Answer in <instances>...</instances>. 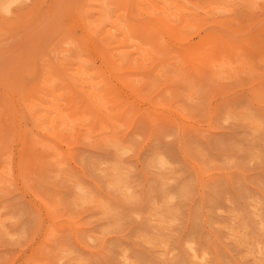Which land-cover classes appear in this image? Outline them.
Wrapping results in <instances>:
<instances>
[{
  "label": "rangeland",
  "instance_id": "1",
  "mask_svg": "<svg viewBox=\"0 0 264 264\" xmlns=\"http://www.w3.org/2000/svg\"><path fill=\"white\" fill-rule=\"evenodd\" d=\"M184 1L0 0V264H264V0Z\"/></svg>",
  "mask_w": 264,
  "mask_h": 264
},
{
  "label": "bare ground",
  "instance_id": "2",
  "mask_svg": "<svg viewBox=\"0 0 264 264\" xmlns=\"http://www.w3.org/2000/svg\"><path fill=\"white\" fill-rule=\"evenodd\" d=\"M9 1H10V0H8V2H9ZM12 1H13V0H11V2H9V3L11 4ZM17 1H18V0H17ZM183 1H184V0H183ZM254 1H255V0H254ZM254 1H253V2H254ZM103 2H105V1H103ZM110 2H111V1H109V3H110ZM168 2H169V1H168ZM184 2H185V1H184ZM186 2H187V1H186ZM263 2H264V1H263ZM9 3H8V4H9ZM152 3H154V2H152ZM179 3H180V2H179ZM191 3H193V1H192ZM259 3H260V1H259ZM259 3H258V4H259ZM8 4H7V5H8ZM170 4H172V3H170ZM193 4H195V3H193ZM196 4H197V3H196ZM255 4H257V3L255 2ZM260 4H261V3H260ZM154 5H155V3H154ZM172 5H173V4H172ZM187 5H188V4H187ZM190 5H191V4H190ZM263 5H264V4H263ZM130 6H131V5H130ZM174 6H175V5H174ZM185 6H186V5L184 4V7H185ZM257 6H258V5H257ZM260 6H261V5H260ZM172 7H173V6H172ZM182 7H183V6H182ZM105 8L107 9L106 6H105ZM134 8H135V7H134ZM249 8H250V6H249ZM254 8H255V7H254ZM257 8H258V7H257ZM91 9H92V7H91ZM115 9H116V8H115ZM152 9H153V8H152ZM169 9H170V7H169ZM186 9H187V8H186ZM194 9H195V8H194ZM206 9H207V8H206ZM211 9H212V7H211ZM211 9H209V11H210ZM213 9H214V8H213ZM213 9H212V10H213ZM225 9H226V8H225ZM127 10H128V7H127ZM171 10H173V9H171ZM188 10L191 12L190 9H188ZM198 10H199V9H198ZM215 10H216V9H214V11H215ZM260 10H262V9H260ZM260 10H258V13L261 12ZM133 11H134V10H133ZM174 11H176V10H174ZM193 11H195V10H193ZM217 11H219V10H217ZM254 11H255V9H254ZM262 11H263V10H262ZM176 12H177V11H176ZM185 12H186V11H185ZM195 12H197V11H195ZM207 12H208V11H207ZM219 12H220V11H219ZM152 13H153V11H152ZM172 13H173V12H172ZM201 13H205V14H206V11H205V12H201ZM212 13H213V11H212ZM258 13H256V15H257ZM261 13H262V12H261ZM263 13H264V11H263ZM177 14H178V13H177ZM183 14H185V13H183ZM198 14H199V13H198ZM208 14H209V12H208ZM237 14H238V13H237ZM151 15H152V14H151ZM151 15H150V16H151ZM153 15H154V14H153ZM153 15H152V17H154ZM158 15H159V14H158ZM194 15H195V17L197 16L196 14H194ZM194 15L192 14V16H194ZM215 15H216V14H215ZM217 15H218V14H217ZM239 15H240V14H239ZM239 15H238V16H239ZM156 16H157V15H156ZM176 16H177V15H175V17H176ZM183 16H185V15H183ZM192 16H191V18H192ZM204 16H205V15H204ZM209 16H210V15H209ZM213 16H214V15H213ZM253 16H254V15H253ZM257 16L260 17V15H257ZM158 17H159V16H158ZM195 17H194V19H196ZM201 17H202V16H201ZM201 17H200V20H201ZM205 17H206V16H205ZM88 18H89V17H88ZM148 18H149V17H148ZM154 18H156V17H154ZM176 18H177V17H176ZM183 18H185V17H183ZM198 18H199V17H198ZM216 18L218 19V16H217V17L215 16V19H216ZM219 18H220V20H221V17H220V16H219ZM228 18H230V17H228ZM239 18L241 19V15H240ZM152 19H153V18H152ZM157 19H158V18H157ZM159 19H163V18H159ZM187 19H188V18H187ZM192 19H193V18H192ZM202 19H203V18H202ZM240 19H239V20H240ZM253 19H254V18L250 19L251 22H252V21L254 22ZM181 20H182V18H181ZM205 20H206V19H205ZM211 20H212V17H211ZM220 20H219V21H220ZM225 20H226V19H225ZM114 21H115V20H114ZM164 21H166V20H164ZM184 21H185V20H184ZM197 21H198V19H197ZM212 21H213V20H212ZM214 21H215V20H214ZM230 21H231V20H230ZM243 21H244V20H243ZM179 22H180V21H179ZM181 22H183V20H182ZM187 22H188V20H187ZM216 22H217V21H216ZM220 22H223V21L221 20ZM239 22H241V24L243 23L242 21H239ZM249 22H250V21H249ZM114 23H115V22H114ZM138 23H139V22H138ZM138 23H137V25H138ZM214 23H215V22H214ZM214 23H213V24H214ZM229 23H230V22H229ZM141 24H142V23H141ZM144 24H145V22H144ZM147 24H148V23H147ZM176 24H179V23H176ZM188 24H189V22H188ZM197 24H198V23H197ZM225 24H226V23H225ZM232 24H233V22H232ZM243 24H244V23H243ZM243 24H242V26H244ZM252 24H253V23H252ZM83 25H84V24H83ZM142 25H143V24H142ZM145 25H146V24H145ZM145 25H143V26H145ZM171 25H172V23H171ZM253 25H254V24H253ZM84 26H86V25H84ZM120 26H121V25H120ZM148 26H149V25H148ZM180 26H181V27H180V29H181L183 25L180 24ZM232 26H233V25H232ZM236 26H237V25H236ZM239 26H240V25H238V27H239ZM242 26H241V27H242ZM183 27H185V24H184ZM220 27H221V26H220ZM241 27H240V28H241ZM246 27H247V26H246ZM246 27H245V28H246ZM248 27H249V26H248ZM248 27H247V28H248ZM250 27H251V26H250ZM136 28H137V27H136ZM150 28H152V27H150ZM177 28H179V27H177ZM206 28H207V27H206ZM209 28H210V27H209ZM221 28H222V27H221ZM243 28H244V27H243ZM256 28H257V26H256ZM134 29H135V28H134ZM146 29H149V28H146ZM182 29H184V28H182ZM135 30H137V29H135ZM138 30H139V29H138ZM211 30H213V28H212ZM254 30H255V29H254ZM256 30H257V29H256ZM81 31H82V30H81ZM145 31H146V30H145ZM179 31H180V30H179ZM179 31H178V32H179ZM182 31H185V29L182 30ZM188 31H189V30H188ZM200 31H201V30H200ZM213 31H214V30H213ZM217 31H218V30H217ZM224 31H225V30H224ZM246 31H247V29H246ZM252 31H253V30H252ZM101 32H102V31H101ZM139 32H140V34H141V31H139ZM146 32H147V31H146ZM155 32H156V30H155ZM168 32H169V31H168ZM190 32H191V31H190ZM198 32H199V31H198ZM218 32H219V31H218ZM243 32H244V31H243ZM132 33H133V32H132ZM153 33H154V30H153ZM169 33H170V32H169ZM171 33H172V32H171ZM174 33H175V32H174ZM219 33H220V32H219ZM225 33H226V32H225ZM228 33H229V32H228ZM241 33H242V32H241ZM99 34H100V33H99ZM144 34H145V33H144ZM157 34H158V33H157ZM162 34H163V33H162ZM172 34H173V33H172ZM196 34H197V33H196ZM231 34H232V33H231ZM245 34H246V33H245ZM247 34H248V32H247ZM95 35H96V34H95ZM142 35H143V34H142ZM142 35H141V36H142ZM145 35H147V34H145ZM159 35H161V34H159ZM187 35H189V34L187 33ZM187 35H186V36H187ZM213 35H215V34H213ZM217 35H218V34H217ZM217 35H216V36H217ZM220 35H221V34H220ZM237 35H238V33H237ZM239 35H240V33H239ZM261 35H262V33H261ZM263 35H264V32H263ZM96 36H97V35H96ZM141 36H140V37H141ZM147 36H148V35H147ZM147 36H146V37L144 36V37L147 38ZM168 36H170V35L168 34ZM180 36H181V35H180ZM231 36H232V35H231ZM74 37H75V36H74ZM85 37H86V36H85ZM92 37H93V36H92ZM131 37H132V36H131ZM151 37H153V35H152ZM161 37H162V36H161ZM171 37H172V36H171ZM173 37H174V35H173ZM173 37H172V38H173ZM210 37L212 38V36H210ZM229 37H230V36H229ZM233 37H234V36H233ZM233 37H232V38H233ZM241 37H243V35H242ZM259 37L261 38L262 36H259ZM135 38H137V37H135ZM155 38H156V37H155ZM167 38H168V37H167ZM217 38H218V37H217ZM223 38H224V37H223ZM230 38H231V37H230ZM112 39H113V38H112ZM160 39H161V38H160ZM160 39H159V40H160ZM170 39H171V38H170ZM173 39H174V38H173ZM179 39H180V38H179ZM234 39H235V38H234ZM75 40L77 41V39H75ZM104 40H105V39H104ZM106 40H107V39H106ZM148 40H150V39H148ZM167 40H168V39H167ZM191 40H192V39H191ZM207 40H208V39H207ZM207 40H206V41H207ZM215 40H216V39H215ZM226 40H227V39H226ZM237 40H238V39H237ZM261 40H262V39H261ZM79 41H80V40H79ZM119 41H120V40H118L117 42L120 44L121 42H119ZM143 41H144V40H143ZM156 41H157V39H156ZM160 41H163V40L161 39ZM178 41H179V40H178ZM187 41H188V40H187ZM206 41H204V42H206ZM232 41H236V40H232ZM72 42H73V41H72ZM141 42H142V41H141ZM164 42H165V41H164ZM184 42H185V40H184ZM190 42H191V41H190ZM190 42H189V43H190ZM217 42H218V41H217ZM217 42H216V43H217ZM78 43H79V42H78ZM80 43H81V42H80ZM124 43H125V41H124ZM143 43H144V42H143ZM153 43H154V42H153ZM156 43H157V42H156ZM161 43H162V42H161ZM173 43H174V42H173ZM185 43H186V42H185ZM187 43H188V42H187ZM223 43H224V42H223ZM81 44H82V43H81ZM116 44H117V43H116ZM121 44H122V43H121ZM167 44H168V43H167ZM170 44H171V43H170ZM182 44H183V43H182ZM203 44H204V43H203ZM203 44H202V45H203ZM220 44H221V43H220ZM261 44H262V42H261ZM261 44H260V47H261ZM89 45H90V44H89ZM125 45H126V44H125ZM127 45H128V44H127ZM152 45H154V44H151V46H152ZM174 45H175V44H174ZM178 45H179V44H178ZM180 45H181V44H180ZM180 45H179V46H180ZM189 45H190V44H189ZM214 45H215V44H214ZM110 46H111V45H109V47H110ZM118 46H120V45H118ZM128 46H129V45H128ZM196 46H197V45H196ZM196 46L193 47V49L196 48ZM199 46H200V45H198V48H199ZM216 46H217V45H216ZM223 46H224V44H223ZM235 46H238V47H239V45H235ZM235 46H234V47H235ZM255 46H256V44H255ZM255 46H254V47H255ZM97 47H98V45H97ZM111 47H112V46H111ZM129 47H130V46H129ZM154 47H155V45H154ZM156 47H157V46H156ZM159 47H160V46H159ZM181 47H182V46H181ZM185 47H186V46H185ZM187 47H188V46H187ZM240 47H241V46H240ZM254 47H253V49H254ZM168 48H170V47H168ZM189 48H190V47H188V49H189ZM191 48H192V47H191ZM214 48H215V47H214ZM216 48H217V47H216ZM218 48H219V47H218ZM224 48H225V47H224ZM224 48L221 47L220 50H223ZM256 48H257V47H256ZM75 49H76V48H75ZM112 49H113V48H112ZM154 49H155V48H153V50H154ZM240 49H241V48H240ZM257 49H259V48H257ZM92 50H93V49H92ZM168 50H169V49H168ZM185 50H186V48H184V51H185ZM212 50H214V49H212ZM217 50H218V49H216V51H217ZM233 50H235V49L233 48ZM106 51H107V50H106ZM159 51H160V48H159ZM181 51L183 52V50H181ZM224 51H225V50H224ZM93 52H94V51H93ZM174 52H175V51H173L172 53H174ZM186 52H187V51H186ZM188 52H191V53H192V51H188ZM188 52H187V53H188ZM219 52H220V51H219ZM219 52L216 53V54H218L217 57H215V58H217V60H218ZM234 52H235V51H234ZM234 52H233V54H234ZM251 52H253V51H251ZM87 53H88V52H87ZM87 53H86V55H87ZM99 53H100V52H99ZM105 53H106V52H105ZM105 53H103V54H105ZM170 53H171V52H169V55H171ZM177 53H178V52H177ZM213 53H214V52H213ZM224 53L227 54L228 52L226 51V52H224ZM249 53H250V51H249ZM249 53H248V54H249ZM84 54H85V52H84ZM178 54H179V53H178ZM214 54H215V53H214ZM216 54H215V55H216ZM235 54H236V53H235ZM244 54H245V51H244ZM172 55H173V54H172ZM174 55H175V54H174ZM183 55H184V53H183ZM194 55H195V54H194ZM227 55H228V54H227ZM227 55H226V57H227ZM253 55H254V54H253ZM105 56L107 57V53H106ZM162 56H164V55H162ZM177 56H178V55H177ZM195 56H196V55H195ZM213 56H214V55H213ZM87 57H89V56H87ZM160 57H161V56H160ZM179 57H180V56H179ZM183 57H184V56H183ZM236 57H237V56H236ZM236 57H235V58H236ZM85 58H86V57H85ZM130 58H131V57H130ZM130 58H129V59H130ZM173 58H174V57H173ZM197 58H199V56H198ZM233 58H234V56H233ZM237 58H238V57H237ZM158 59L161 60L162 57H161V59H160V58H158ZM158 59H157V60H158ZM163 59H164V58H163ZM167 59H168V58H167ZM171 59H172V58H171ZM185 59H186V58H185ZM202 59H203V58H202ZM229 59H230V56H229ZM81 60H82V58H81ZM89 60H90V59H89ZM95 60H96V59H95ZM97 60H98V59H97ZM130 60H131V59H130ZM157 60L155 59V60H152V61H157ZM165 60H166V59H165ZM188 60H189V59H188ZM230 60H231V59H230ZM85 61H87V60L85 59ZM145 61H147V60H145ZM145 61L142 62V63H143V64L146 63ZM161 61H163V60H161ZM170 61H171V60H170ZM196 61L198 62V60H196ZM232 61H233V60H232ZM234 61H235V60H234ZM112 62H113V61H112ZM147 62H148V61H147ZM158 62H160V61H158ZM181 62H182V61H181ZM186 62H187V60H186ZM83 63H84V61H83ZM88 63H89V62H88ZM95 63H96V62H95ZM130 63H131V62H130ZM136 63H138V62H136ZM150 63H151V64H149V65L152 66V65H153L152 62H150ZM55 64H57V62H56ZM85 64H87V63H85ZM98 64H99V63H98ZM111 64H112V63H111ZM128 64H129V62L127 63V65H128ZM146 64H147V63H146ZM146 64H145V65H146ZM158 64H159V63H158ZM189 64H190V62H189ZM191 64H192V63H191ZM199 64H200V63H199ZM52 65H53V64H52ZM90 65H92V63H91ZM107 65H108V64H107ZM192 65H194V63H193ZM204 65H205V64H204ZM230 65H231V64H230ZM42 66H43V65H42ZM42 66H41V67H42ZM57 66H58V65H57ZM66 66H68V65H66ZM94 66H95V65H94ZM108 66H109V65H108ZM136 66H137V65H136ZM140 66H141V65H140ZM181 66H182V65H181ZM50 67H52V66H50ZM84 67H88V66H84ZM123 67H126V66H123ZM127 67H128V66H127ZM129 67H130V65H129ZM148 67H149V66H148ZM160 67H161V66H160ZM231 67H232V66H231ZM52 68L54 69V66H53ZM63 68H64V66H63ZM65 68H66V67H65ZM65 68H64V69H65ZM134 68H135V67H134ZM144 68H147V65H146V67H144ZM153 68H156V67H153ZM161 68H162V67H161ZM41 69H42V68H41ZM53 69H52V70H53ZM84 69H85V68H84ZM87 69H88V68H87ZM122 69H123V68H122ZM132 69H133V68H132ZM181 69H182V67H181ZM92 70H93V69H92ZM124 70H125V69H124ZM124 70H123V71H124ZM126 70H127V69H126ZM119 71L121 72V69H120ZM127 71H128V70H127ZM127 71H126L125 73H129V72H127ZM132 71H133V70H132ZM153 71L156 72V70H154V69H153ZM162 71L164 72V70H162ZM178 71H179V70H178ZM85 72H87V71H85ZM141 72L143 73V70H142ZM151 72H152V71H151ZM151 72H150V73H151ZM157 72H158V71H157ZM40 73H41V72H40ZM108 73H109V72H108ZM139 73H140V72H139ZM164 73H166V72H164ZM41 74H42V73H41ZM41 74H40V75H41ZM131 74H132V73H131ZM137 74H138V73H137ZM137 74H136L137 77L140 76V75H143V74H140V75H137ZM156 74H157V73H156ZM167 74H168V73H167ZM173 74H174V73H173ZM180 74H181V73H180ZM184 74H185V73H184ZM54 75H55V74H54ZM129 75H130V74H129ZM133 75H134V73H133ZM41 76H42V75H41ZM41 76H40V77H41ZM152 76H154V75H152ZM185 76H186V75H185ZM38 77H39V76H38ZM134 77H135V75H134ZM154 77H155V76H154ZM154 77H153V79H154ZM182 77H183V74H182ZM182 77H181V78H182ZM157 78H158V77H157ZM161 78H162V77H161ZM161 78H160V80H161ZM164 78H165V77H164ZM172 79H173V78H172ZM177 79H178V78H177ZM179 79H180V78H179ZM183 79H185V78H183ZM183 79H181V80H182V81H185V80H187L188 78H186L185 80H183ZM37 80H38V78H37ZM134 80H135V79H134ZM154 80H156V79H154ZM160 80H159V81H160ZM164 80H165V79H164ZM167 80H168V78H167ZM170 80H171V79H170ZM174 80H175V79H174ZM174 80H173V81H174ZM113 81H114V80H113ZM182 81H181V82H182ZM190 81H191V80H190ZM62 82L64 83L63 80H62ZM62 82H61V83H62ZM78 82H79V81H78ZM155 82H156V81H154L153 83H155ZM157 82H158V80H157ZM165 82H168V81H165ZM170 82H171V81H170ZM175 82H176V81H175ZM185 82H186V81H185ZM188 82H189V81H188ZM5 83H7V82H5ZM36 83H37V82H36ZM136 83H137V82H136ZM158 83H159V82H158ZM163 83H164V82H163ZM163 83H162V84H163ZM168 83H169V82H168ZM179 83H180V82H179ZM24 84H25V82H24ZM141 84H142V83H141ZM155 84H156V83H155ZM160 84H161V83H160ZM184 84H185V83H184ZM6 85H7V84H6ZM22 85H23V84H22ZM61 85H62V84H60V86H61ZM64 85H65V83H64ZM66 85H67V84H66ZM72 85H74V84H72ZM147 85H148V84H147ZM188 85H189V83H188ZM8 86H9V85H8ZM62 86H63V85H62ZM139 86H140V85H139ZM139 86H138V87H139ZM73 87H74L73 89H75V85H74ZM76 87L79 88L78 86H76ZM105 87H107V86H105ZM118 87H119V86H118ZM186 87H187V86H186ZM9 88H10V87H9ZM21 88H22V87H21ZM28 88H29V87H28ZM68 88H69V86H68ZM109 88H110V87H109ZM129 88H131V86H130ZM129 88H127V89H129ZM135 88L137 89V87H135ZM189 88H190V87H189ZM79 89H80V88H79ZM84 89L86 90V88H84ZM131 89H133V88H131ZM145 89H146V88H144V90H145ZM22 90H23V92L25 91L24 89H22ZM26 90H27V92L29 93L31 89L29 88V91H28V89H26ZM36 90H37V89H36ZM80 90H81V89H80ZM82 90H83V89H82ZM140 90H141V89H140ZM187 90H189V89H187ZM192 90H193V89H192ZM194 90H195V89H194ZM38 91H39V89H38ZM40 91H41V90H40ZM40 91H39V92H40ZM128 91H129V90H128ZM141 91H142V90H141ZM152 91H153V90H152ZM152 91H151V94H153ZM171 91H172V90H171ZM23 92H22V94H23ZM27 92H26V93H27ZM31 92H32V91H31ZM77 92H78V91H77ZM77 92H76V93H77ZM129 92L132 93L131 91H129ZM142 92H143V91H142ZM184 92H185V91H184ZM191 92H192V91H191ZM191 92H190V93H191ZM3 93H4V92H3ZM20 93H21V92H20ZM26 93L24 92L25 95H26ZM45 93H46V92H45ZM76 93L74 92V94H76ZM80 93H83V92L81 91V92H79V93H77V94H80ZM140 93H141V92H140ZM175 93H176V92H175ZM177 93H178V92H177ZM177 93H176V94H177ZM9 94H10V93H9ZM24 94H23V95H24ZM43 94H44V93H43ZM68 94H69V93H68ZM136 94H137V93H136ZM25 95H24V96H25ZM27 95H28V94H27ZM27 95H26V96H27ZM32 95H33V94H32ZM46 95H48V94H46ZM71 95H72V94H71ZM138 95H140V94L138 93ZM26 96L24 97L25 99H26ZM33 96H34V95H33ZM35 96H36V94H35ZM11 97H12V96H11ZM21 97H23V96H21ZM21 97H20V98H21ZM37 97H38V96H37ZM35 98H36V97H35ZM46 98H47V97H46ZM71 98H73V97H71ZM87 98H88V96H87ZM38 100H39V99H38ZM41 100H42V99H41ZM82 100H84V99H82ZM42 101H43V100H42ZM65 101H66V100H65ZM69 101H70V100H69ZM69 101H68V102H69ZM84 101H85V100H84ZM26 102H27V101H26ZM40 102H41V101H40ZM73 102H74V100L72 101V103H73ZM77 102H78V101H77ZM77 102H76V103H77ZM27 103H28V102H27ZM44 103H45V102H44ZM76 103H75V104H76ZM78 103H79V102H78ZM56 104H57V103H56ZM58 104H60V102H59ZM69 104H70V103H69ZM69 104H68V106H70ZM73 104H74V103H73ZM75 104H74L73 106H75ZM84 104H85V103H84ZM114 104L116 105L117 103H114ZM54 105H55V103H54ZM54 105H53V106H54ZM77 105H78V104H77ZM112 105H113V104H112ZM155 105L157 106V102H156ZM155 105H154V106H155ZM53 106H52V107H53ZM160 106H161V105H160ZM163 106H164V105H163ZM42 107H43V106H42ZM58 107H59V106H58ZM65 107H67V106H65ZM79 107H81V106H79ZM108 107H109V106H108ZM116 107H117V106H115V108H116ZM161 107H162V106H161ZM233 107H234V106H232V108H233ZM246 107H247V106H246ZM33 108H35V107H33ZM45 108H46V107H45ZM47 108H48V107H47ZM49 108H50V107H49ZM55 108H56V106H55ZM60 108H61V107H60ZM95 108H96V107H94V109H95ZM115 108H114V109H115ZM156 108H157V107H156ZM227 108L231 109L230 107H227ZM243 108H244V106H243ZM50 109H51V108H50ZM50 109H49V110H50ZM63 109H64V108H63ZM63 109H62V110H63ZM71 109H75V107H74V108H71ZM87 109H88V108H87ZM89 109H90V108H89ZM103 109H104V108H103ZM103 109H101V112H102ZM118 109H119V108H118ZM229 109H228V112H229ZM234 109H235V108H234ZM246 109H247V108H246ZM36 110H37V109H36ZM56 110H58V108H57ZM62 110L59 109V111H62ZM64 110H65V109H64ZM66 110H67V109H66ZM90 110H91V109H90ZM90 110H89V112H90ZM98 110H99V109H98ZM107 110H108V108H107ZM157 110H158V109H157ZM180 110H181V109H180ZM25 111H26V110H25ZM79 111H80V110H79ZM85 111H86V110H85ZM95 111H96V110H95ZM111 111H113V110H111ZM119 111H120V110H119ZM155 111H156V110H155ZM32 112H33V111H32ZM71 112H72V111H71ZM76 112H77V111H76ZM76 112H75V113H76ZM87 112H88V111H87ZM92 112H93V111H92ZM108 112H109V111H108ZM178 112H179V111H178ZM181 112H182V111H181ZM234 112H235V110H234ZM234 112H231V110H230V113H234ZM236 112H239V111H236ZM244 112H245V111H244ZM102 113H103V112H102ZM104 113H105V112H104ZM104 113H103V115H104ZM109 113H110V112H109ZM118 113H119V112H118ZM179 113H180V112H179ZM224 113H225V112H224ZM34 114H35V113H34ZM39 114H40V113H39ZM62 114H63V113H61V115H62ZM89 114L92 115L91 112H90ZM181 114H182V113H181ZM240 114H241V113H240ZM65 115H66V114H65ZM65 115H64V117H67V115H66V116H65ZM69 115H70V114H69ZM72 115H74V113H73ZM109 115L111 116L112 114H109ZM241 115H243V114H241ZM35 116H39V115L36 114ZM35 116H34V117H35ZM45 116H46V115H45ZM116 116H117V115H116ZM182 116H183V114H182ZM244 116H245V115H244ZM49 117H51V116H49ZM60 117H61V116H60ZM68 117H69V116H68ZM86 117H87V116H86ZM101 117H102V116H101ZM111 117H112V116H111ZM111 117H110V119H113V118H111ZM240 117H242V116H240ZM45 118H46V117H45ZM71 118H72V117H71ZM88 118H89V117H88ZM90 118H91V117H90ZM98 118H99V117H98ZM102 118H103V117H102ZM102 118H100V119L102 120ZM32 119H33V118H32ZM47 119H48V118H47ZM47 119H46V121H45L46 123H48V122H47ZM66 119H67V118H66ZM72 119H73V118H72ZM100 119H99V120H100ZM119 119H121V118H119ZM255 119H256V118H255ZM49 120H50V119H49ZM70 120H71V119H70ZM99 120H98V121H99ZM105 120H106V119H105ZM107 120H108V119H107ZM113 120H114V119H113ZM113 120H112V121H113ZM115 120H116V119H115ZM122 120H123V119H122ZM235 120H238V119L236 118ZM239 120H240V119H239ZM39 121H40V120H39ZM65 121H66V120H65ZM103 121H104V119H103ZM108 121H109V120H108ZM116 121H118V120H116ZM240 121H241V120H240ZM243 121H244V120H243ZM32 122H33V121H32ZM35 122H36V121H35ZM37 122H38V121H37ZM71 122H72V121H71ZM237 122H238V121H237ZM97 123H98V122H97ZM103 123H106V122H103ZM235 123H236V122H235ZM238 123H239V122H238ZM238 123H236V124H238ZM242 123H243V122H242ZM88 124H90V123H88ZM109 124H110V122H109ZM117 124L119 125V121H118ZM122 124H123V123H122ZM43 125H44V124H43ZM46 125L48 126L49 124H46ZM113 125H114V124H113ZM120 125H121V124H120ZM33 126H34V125H33ZM36 126L38 127V125H36ZM56 126H57V128H58V124H57ZM56 126H55V127H56ZM83 126H84V125L82 124V127H83ZM97 126H98V125H97ZM106 126H107V123H106ZM110 126H111V125H110ZM49 127H50V126H49ZM79 127H80V126H79ZM32 128H33V127H32ZM34 128H35V127H34ZM45 128H46V127H45ZM84 128H85V127H84ZM88 128H89V127H88ZM88 128H87V129H88ZM111 128H112V127H111ZM48 129L51 130V128H48ZM54 129H55V128H54ZM93 129H94V128H93ZM96 129H98V128H96ZM39 131H40V130H39ZM42 131H43V130H42ZM2 132H3V131H2ZM118 132H120V131L118 130L116 133H118ZM49 133H50V131H49ZM38 134H39V133H37V135H38ZM40 134H41V133H40ZM255 134H256V133H255ZM19 135H20V134H19ZM42 135H43V133H42ZM45 135H46V133H45ZM50 135L53 136L54 134H51V133H50ZM57 135H58V133H57ZM67 135H68V134H67ZM28 136H29V134H28ZM31 136H32V134H31ZM38 136H40V135H38ZM109 136H110V135H109ZM119 136H120V135H119ZM121 136H122V135H121ZM121 136H120V137H121ZM253 136H254V135H253ZM25 137L27 138V136H25ZM40 137H42V136H40ZM44 137H45V136H44ZM44 137L41 138V139L44 140V139L47 138V137H46V138H44ZM48 137H49V136H48ZM53 137H54V136H53ZM53 137H52V138H53ZM59 137H60V136H59ZM61 137H62V136H61ZM112 137H113V136H112ZM120 137H118V139H119ZM28 138H30V137H28ZM56 138H58V137L56 136ZM104 138H106V137H104ZM113 138H114V137H113ZM32 139H34V138H32ZM121 139H122V142H123V138H121ZM124 139H125V138H124ZM254 139H255V140H254ZM254 139H253V141H256V138H254ZM3 140H4V139H3ZM26 140H27V139H26ZM35 140H37V139H35ZM46 140H47V139H46ZM46 140H45V141H46ZM63 140H64V139H63ZM119 140H120V139H119ZM107 141H108V140H107ZM23 142H24V141H23ZM28 142H29V141H28ZM37 142H38V141H37ZM58 142H59V141H58ZM124 142H125V140H124ZM231 142H232V141H231ZM6 143H7V142L5 141V145H6ZM25 143H26V141H25ZM25 143H24V144H25ZM53 143H54V142H53ZM59 143H60V142H59ZM260 143H261V141H259L258 144H260ZM24 144H23V145H24ZM32 144H33V143H32ZM34 144H35V143H34ZM42 144H43V143H42ZM55 144H57V143L55 142ZM230 144H231V143H230ZM256 144H257V141H256ZM101 145H102V143H101ZM127 145H128V144H127ZM132 145H133V144H132ZM132 145H130V146H132ZM262 145H264V141H263ZM8 146H9V145H8ZM45 146H46V144H45ZM104 146H105V144H104ZM256 146H257V145H256ZM258 146H259V145H258ZM10 147H11V146H10ZM10 147H9V148H10ZM57 147H58V146H57ZM106 147H107V146H106ZM116 147H117V146H116ZM116 147H114V148H116ZM124 147H125V146H124ZM226 147H227V146H226ZM230 147H231V146H230ZM1 148L4 149V147H1ZM46 148H47V146H46ZM49 148H50V147H49ZM52 148H53V147H52ZM256 148H258V147H256ZM23 149H24V148H23ZM23 149H22V150H23ZM108 149H109V148H108ZM119 149H120V148H119ZM119 149H118V150H119ZM237 149H238V147H237ZM20 150H21V149H20ZM52 150H53V149H52ZM55 150H56V149H55ZM58 150H59V149H58ZM114 150H115V149H114ZM129 150H130V149H129ZM160 150H161V149H160ZM255 150H256V149H255ZM257 150H258V149H257ZM2 151H3V150H2ZM11 151H12V150H11ZM132 151H133V149H131V152H132ZM23 152H24V150H23ZM23 152L21 153V155H23ZM116 152H118V151H116ZM131 152H130V153H131ZM133 152H134V151H133ZM153 152H154V151H153ZM159 152L161 153V151H159ZM112 153H113V152H112ZM119 153H120V152H119ZM119 153H118V154H119ZM157 153H158V152H156V154H157ZM19 154H20V153H19ZM128 154H129V153H128ZM14 155H15V154H14ZM162 155L164 156L165 154L162 153ZM259 155H260V153H259ZM24 156H25V152H24ZM24 156H23V157H24ZM61 156H62V155H61ZM155 156H156V155H155ZM166 156H167V155H166ZM17 157H18V156H17ZM120 157H121V156H120ZM256 157H257V156H256ZM24 158H25V157H24ZM121 158H122V157H121ZM154 158H155V157H154ZM165 158H166V157H165ZM167 158H168V157H167ZM16 159H17V161H18V160H19V157L16 158ZM16 159H15V160H16ZM22 159H23V158H22ZM92 159H93V158H92ZM259 159H260V158H259ZM20 160H21V159H20ZM62 160H63V157H62ZM98 160H100V159H98ZM153 160H154V159H153ZM159 160H160V159H159ZM90 161H91V160H90ZM151 161H152V160H151ZM161 161H162V160H161ZM20 162H21V164H22V166H23V160L20 161ZM20 162H19V164H20ZM92 162H94V161H92ZM113 162L115 163L116 161L113 160ZM120 162H121V161H120ZM152 162H153V161H152ZM14 163H15V162H14ZM94 163H95V162H94ZM96 163H97V162H96ZM101 163H102V162H101ZM109 163H110V161H109ZM109 163H108V164H109ZM163 163H165V162L163 161ZM0 164H1V162H0ZM24 164H25V162H24ZM26 164H27V163H26ZM105 164H106V163H105ZM106 165H107V164H106ZM110 165H111V164H110ZM17 166H18V165H17ZM22 166H21V167H22ZM103 166H104V164H103ZM114 166H116V165H114ZM0 167H1V166H0ZM8 167H9V166H8ZM21 167H20V168H21ZM65 167H67V166H65ZM104 168H105V167H104ZM110 168H111V167H110ZM121 168H122V167H121ZM163 168H164V167H163ZM18 169H19V167H18ZM107 169H108V168H107ZM107 169H106V170H107ZM122 169H123V168H122ZM165 169H166V168H165ZM169 169H170V168H169ZM67 170H68V169H67ZM103 170H104V169H103ZM112 170H113V169H112ZM115 170H116V169H115ZM10 171H12V170H10ZM15 171H16V170H15ZM18 171H19V170H18ZM20 171H21V170H20ZM113 171H114V170H113ZM164 171H165V170H164ZM167 171H168V170H167ZM108 172H109V171H108ZM117 172H118V171H117ZM14 173H15V172H14ZM20 173H22V172H20ZM126 173H128V172H126ZM123 174H124V173H123ZM19 175H21V174H19ZM73 175H74V174H73ZM121 175H122V173H120V176H121ZM125 175H126V174H125ZM21 176H22V175H21ZM21 176H20V177H21ZM111 176H112V174H111ZM127 176H129V173H128ZM111 178H112V177H111ZM125 178H126V177H125ZM129 178H130V177H129ZM116 179H117V178H116ZM122 180H123V179L121 178V181H122ZM124 180H125V179H124ZM126 180H127V179H126ZM114 181H115V180H114ZM118 181H120V180H118ZM118 181H117V182H118ZM17 182H18V181H17ZM117 182H116V183H117ZM127 182H128V180H127ZM127 182H126V183H127ZM124 183H125V182H124ZM119 184H120V183H119ZM30 185H32V184H30ZM121 186H122V185H121ZM121 186H120V187H121ZM26 187H27V186H26ZM31 187H32V186H31ZM31 187H30V188H31ZM130 187H131V185H130ZM0 188H1V187H0ZM33 188L36 189L35 187H33ZM33 188H32V189H33ZM76 188H77V187H76ZM81 188H82V187H81ZM81 188H80V187L78 188L79 191H80ZM122 188H123V187H122ZM124 188H125V185H124ZM126 188H127V187H126ZM32 189H31V190H32ZM131 189H132V187H131ZM36 190H37V189H36ZM33 191H34V190H32V192H33ZM121 191H123V190L121 189ZM30 192H31V191H30ZM81 192H82V191H81ZM117 192H118V191H117ZM175 194H176V193H175ZM178 194H179V192H178L176 195H178ZM122 195H123V194H122ZM124 195H125V194H124ZM33 196H34V195H33ZM41 196H42V195H41ZM86 196H87V195H86ZM120 197H121V196H120ZM125 197H126V195H125ZM179 197H180V196H179ZM41 198H42V197H41ZM121 198H122V197H121ZM155 198H156V197H155ZM177 198H178V196H177ZM177 198H176V199H177ZM37 199H38V198H37ZM127 199H128V198H127ZM127 199H126V200H127ZM133 199H134V198H133ZM171 199H172V198H171ZM254 199H255V198H254ZM39 200H40V199H39ZM122 200H123V199H122ZM124 200H125V199H124ZM177 200H178V199H177ZM258 200H259V199H258ZM42 201H43V200H42ZM42 201H40V202H42ZM137 201H138V200H137ZM228 201H229V200H228ZM252 201H253V200H252ZM129 202H130V201H129ZM129 202H128V203H129ZM131 202H132V201H131ZM154 202H155V201H154ZM230 202H231V200H230ZM254 202H255V201H253V203H254ZM260 202H261V201H260ZM42 203H43V202H42ZM91 204H92V203H91ZM123 204H124V202H123ZM132 204H133V202H132ZM231 204H233V203L231 202ZM255 204H256V203H255ZM258 204H259V203H258ZM128 205H129V204H128ZM259 205H260V204H259ZM133 206H134V205H133ZM136 206H137V205H136ZM172 206H173V205H172ZM176 206H177V205H176ZM0 207H1V206H0ZM130 208H131V210L133 209L132 206H131ZM136 208H137V207H136ZM140 208H141V207H140ZM148 208H149V207H148ZM169 208H170V207H169ZM172 208H173V207H172ZM178 208H179V207H178ZM123 209H124V208H122V210H123ZM126 209H127V208H126ZM173 209H175V206H174ZM173 209H172V211H173ZM64 210H65V209H64ZM127 210H128V209H127ZM145 210H146V209H145ZM148 210H149V209H148ZM175 210L177 211V209H175ZM178 210H179V209H178ZM230 210H231V208H230ZM230 210H229V211H230ZM234 210H236V209L234 208ZM118 211H119V209H118ZM164 211H165V210H164ZM169 211H170V210H168V212H169ZM229 211L227 210L226 213L229 212ZM236 211H237V210H236ZM236 211H233V212L236 213ZM238 211H239V210H238ZM238 211H237V213H238ZM259 211H260V209H259ZM62 212H63V211H62ZM121 212H122V211H121ZM127 212L132 213V211H130V210L127 211ZM146 212H148V211H146ZM230 212H231V211H230ZM0 213H3V212H0ZM144 213H145V212H144ZM148 213H149V215L153 214V213H150V212H148ZM170 213H171V212H170ZM226 213H225V214H226ZM123 214H124V213H123ZM134 214H135V213H134ZM173 214H174V213H173ZM231 214L233 215L232 212H231ZM1 215H2V214H1ZM4 215H6V213H4ZM136 215H137V214H136ZM138 215H141V213L138 214ZM178 215H179V214H178ZM240 215H241V214H240ZM152 216H153V215H152ZM257 216H258V215H257ZM3 217H4V216H3ZM5 217H6V216H5ZM7 217H8V216H7ZM59 217H60V216H59ZM59 217H58V218H59ZM156 217H157V216H156ZM162 217H163V216H162ZM229 217H231V215H229ZM136 218H137V217H136ZM143 218H144V217H143ZM145 218H146V216H145ZM147 218H148V217H147ZM226 218H228V217H226ZM229 219H230V218H229ZM233 219H234V217H233ZM6 220L8 221V219H6ZM146 220H147V219H146ZM227 220H228V219H227ZM14 221H15V220H14ZM147 221H148V220H147ZM152 221H153V219H152ZM169 221H170V220H169ZM235 221H236V219H235ZM244 221H245V220H244ZM223 222H225V220H224ZM226 222H227V221H226ZM149 223H150V222H149ZM155 223H156V222H155ZM216 223H217V222H216ZM219 223H220V222H218V224H219ZM231 223H233V221H232ZM239 223H240V222H239ZM153 224H154V223H153ZM171 224H172V223H171ZM218 224H217V225H218ZM221 224H222V222H221ZM3 225H4V224H3ZM10 225H11V224H10ZM150 225H152V222L150 223ZM154 225H155V224H154ZM175 225H177V224H175ZM224 225H226V224H224ZM224 225H223V226H224ZM253 225H254V224H253ZM7 226L9 227V225H7ZM158 226H159V225H158ZM214 226H215V224H214ZM220 226H222V225H220ZM223 226H222V227H223ZM248 226H249V225H248ZM5 227H6V225H5ZM167 227H168V226H167ZM215 227H216V226H215ZM215 227H214V228H215ZM218 227H219V226H218ZM0 228H1V227H0ZM152 228H154V227H152ZM156 228H157V227H155V229H156ZM160 228H161V227H160ZM216 228H217V227H216ZM225 228H227V226H226ZM225 228H223V229H225ZM242 228H243V227H242ZM260 228H261V227H260ZM218 229H219V228H218ZM227 229H228V228H227ZM230 229L233 230L231 227H230ZM262 229H263V228H262ZM2 230H3V229H2ZM39 230H40V229H39ZM152 230H153V229H152ZM157 230H158V229H157ZM145 231H146V229H145ZM145 231H142V232H143L144 234H146L147 232L145 233ZM155 231H156V230H155ZM158 231H160V230H158ZM171 231L173 232V230H171ZM171 231H169V232H171ZM222 231H223V230H222ZM239 231H240V230H239ZM86 232H87V231H86ZM142 232L140 233L141 235L143 234ZM151 232H152V231H151ZM156 232H157V231H156ZM156 232L153 231V236L155 235ZM160 232H161V231H160ZM237 232H238V231H237ZM39 233H41V231H40ZM137 233H138V232H137ZM161 233H162V232H161ZM83 234H84V233H83ZM140 234H139V235H140ZM159 234H160V233H158V234H156V235L159 236ZM167 234H168V233H167ZM251 234H252V232H251ZM51 235L53 236L52 233H51ZM77 235H78V234H77ZM85 235H86V234H85ZM147 235H148V234H147ZM147 235H146V236H147ZM150 235H151V234H150ZM150 235H149V236H150ZM172 235H173V234H172ZM246 235H247V234H246ZM48 236H49V235H48ZM48 236H47V237H48ZM57 236H58V235H57ZM83 236H84V235H82V237H83ZM86 236H87V235H86ZM137 236H138V235H137ZM144 236H145V235H144ZM153 236H152V237H153ZM160 236H161V237L163 236V238H164V234H163V235L160 234ZM243 236H244V235H243ZM252 236H253V235H252ZM38 237H39V236H38ZM54 237H55V236H54ZM141 237H142V236H141ZM152 237L150 236V237H149V240H150V238H152ZM154 237H155V236H154ZM167 237H168V236H167ZM260 237H261V236H260ZM4 238H5V237H4ZM15 238H16V236H15ZM58 238H59V237H58ZM58 238H57V240H58ZM78 238H79V237H78ZM143 238L146 239V241H147V238H146V237H142V239H143ZM262 238H263V237H262ZM10 239H11V238H10ZM64 239H65V238H64ZM74 239H75V238H74ZM86 239H87V238H86ZM138 239H139V238H138ZM154 239H155V238H154ZM164 239H165V240H168V238L166 239V236H165ZM191 239H192V238H191ZM238 239H239V238H238ZM242 239H243V238H242ZM81 240H82V242H83L84 237H83V239H81ZM161 240H162V239H161ZM229 240H230V239H229ZM233 240H234V239H233ZM236 240H237V239H236ZM253 240H254V239H253ZM253 240H252V241H253ZM255 240H256V239H255ZM58 241H59V240H58ZM74 241H75V240H74ZM85 241H87V240H85ZM138 241H139V240H138ZM169 241H170V240H169ZM61 242H62V241H61ZM64 242H65V241H64ZM82 242H81V243H82ZM87 242H88V241H87ZM91 242H92V241H91ZM257 242H260V241H257ZM257 242H256V243H257ZM55 243H56V242H55ZM55 243L53 242V245H54ZM68 243H69V242H68ZM75 243H76V241H75ZM151 243H152V242H151ZM156 243H157V241H156ZM243 243H244V242H243ZM66 244H67V243H65V245H66ZM149 244H150V243H149ZM169 244H170V243H169ZM186 244H187L188 247H189V245H191L192 243H191V244H190V243H186ZM194 244H196V243H194ZM247 244H248V243H247ZM259 244H261V243H259ZM55 245H56V244H55ZM60 245H61V244H60ZM65 245H63V247H64ZM70 245H71V244H70ZM70 245L68 244V247H69ZM147 245H148V244H147ZM211 245H212V244H211ZM254 245H256V244L254 243ZM263 245H264V244H263ZM155 246H156V245H155ZM163 246H164L165 248L167 247V246H165V245H163ZM191 246H193V245H191ZM47 247H48V246H47ZM53 247H54V246H53ZM57 247H58V246H57ZM65 247H66V246H65ZM71 247H72V246H71ZM152 247H153V245H152ZM196 247H197V246H196ZM242 247H243V246H242ZM259 247H261V246H259ZM49 248H50V247H49ZM45 249H46V247H45ZM58 249H59V248H58ZM155 249H156V248H155ZM157 249H158V248H157ZM159 249H161V248H159ZM159 249H158V250H159ZM163 249H164V248H163ZM196 249L199 250L198 248H196ZM243 249H244V248H243ZM41 250H42V249H41ZM41 250H40V251H41ZM50 250H51V249H50ZM61 250H62V249H61ZM63 250H64V249H63ZM75 250H76V249H75ZM165 250H167V248H166ZM172 250H174V249H172ZM206 250H207V249H206ZM249 250H251V249H249ZM45 251H46V250H45ZM53 251H54V249H53ZM59 251H60V250H58V252H59ZM127 251H128V250H127ZM49 252H51V251H49ZM72 252H73V250H72ZM176 252H177V251H176ZM252 252H253V251H252ZM46 253H47V252H46ZM46 253H44V254H46ZM52 253H55V252H52ZM66 253H67V251H66ZM158 253H159V252H158ZM171 253H173V252H171ZM171 253H170V255H172ZM249 253H251V252H249ZM261 253H262V251H261ZM39 254H40V253H39ZM56 254H57V253H56ZM164 254H165V253H164ZM191 254H192V253H191ZM191 254H190V255H191ZM199 254H200V253H199ZM199 254H197V255L199 256ZM244 254H245V253H244ZM246 255H247V254H246ZM246 255H245V256H246ZM248 255H249V254H248ZM248 255H247V257H248ZM257 255H258V254H257ZM71 256H72V254H71ZM157 256H158V255H157ZM162 256H163V255H162ZM194 256H196V253H194ZM243 256H244V255H243ZM245 256H244V257H245ZM259 256H260V255H259ZM48 257H49V254H48ZM64 257H65V256H64ZM80 257H81V256H80ZM119 257H120V256H119ZM164 257H166V256H164ZM164 257H163V259H164ZM170 257H171V256H170ZM249 257H250V256H249ZM46 258H47V256H46ZM50 258H51V256H50ZM54 258H55V257H54ZM56 258H57V257H56ZM65 258H66V257H65ZM74 258H75V255H74ZM74 258H73V259H74ZM77 258H78V257H77ZM157 258H158V257H157ZM192 258H193V256H192ZM194 258H195V257H194ZM242 258H243V257H242ZM255 258H256V257H255ZM51 259H53V258H51ZM51 259H50V260H51ZM71 259H72V257H71ZM83 259H85V258H83ZM165 259H166V258H165ZM243 259H244V261H245V258H243ZM79 260H80V259H79ZM200 260H201V259H200ZM248 260H249V259H248ZM248 260H247V261H248ZM53 261H54V260H53ZM55 261H56V260H55ZM75 261H76V260H75ZM81 261H83V260H81ZM257 261H258V260H257ZM68 262H69V261H68ZM77 262H78V261H77ZM160 262H161V261H160ZM162 262H163V261H162ZM167 262H168V261H166V263H167ZM53 263H54V262H53ZM204 263H205V262H204ZM255 263H256V262H255ZM54 264H55V263H54ZM259 264H260V262H259Z\"/></svg>",
  "mask_w": 264,
  "mask_h": 264
}]
</instances>
